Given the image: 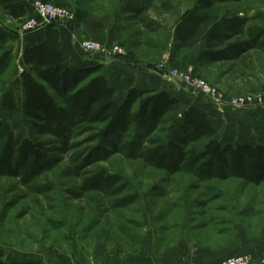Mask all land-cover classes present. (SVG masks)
<instances>
[{
    "label": "rangeland",
    "instance_id": "374dc122",
    "mask_svg": "<svg viewBox=\"0 0 264 264\" xmlns=\"http://www.w3.org/2000/svg\"><path fill=\"white\" fill-rule=\"evenodd\" d=\"M210 1L219 21L236 18L237 25L220 48L205 52L199 43L187 52L189 61L180 72L203 79L226 98L263 94L264 0ZM198 3L124 1L115 21L123 56L128 53L130 60L159 73L175 43L176 23L200 8ZM7 20L18 31L27 18ZM13 50L12 64L0 77V251L5 259L119 264L133 259L140 243L152 247L160 261L184 236L224 239L228 245L231 235L246 236L264 248V172L253 175L226 161L202 159L198 153L209 137H177V113L150 133L134 124L105 141L96 138L99 126L76 119L57 128L9 116L7 97L13 95L19 109L22 103L23 66ZM27 138L43 144L44 158L21 160L19 143Z\"/></svg>",
    "mask_w": 264,
    "mask_h": 264
},
{
    "label": "trees",
    "instance_id": "16d2710c",
    "mask_svg": "<svg viewBox=\"0 0 264 264\" xmlns=\"http://www.w3.org/2000/svg\"><path fill=\"white\" fill-rule=\"evenodd\" d=\"M198 4L200 8L189 11L174 27L175 43L167 59L171 69L186 67L190 58L187 52L199 43L203 44L205 52L220 48L224 43V35L237 25L236 18L219 21L212 1L199 0ZM0 9L13 20L23 19L26 15L24 5L15 0H0ZM43 31L44 40L41 44L22 51L24 67L19 76L22 103L19 109L14 96L7 97L5 107L9 116L20 114L31 125L44 124L57 128H62L68 119H76L78 123L99 126L96 138L105 141L126 133L134 124L150 133L168 114L177 113V137L180 134L209 137L202 152L198 153L202 159L208 158L213 164L226 161L234 170H245L253 175L264 172V145L221 144L204 112L193 107L183 109L178 99L165 92L133 88L124 101L117 105L113 100L115 90L109 87L99 69L73 70L65 67L56 25L49 24ZM7 46L8 38L0 32V77L8 71L13 61L14 50L7 49ZM171 143L172 139L168 144ZM43 147L41 142L23 139L19 143L18 155L23 161L31 157L38 160L44 158ZM170 164L156 166L167 170ZM0 264L29 263L7 260L0 251Z\"/></svg>",
    "mask_w": 264,
    "mask_h": 264
},
{
    "label": "crops",
    "instance_id": "0c3cea01",
    "mask_svg": "<svg viewBox=\"0 0 264 264\" xmlns=\"http://www.w3.org/2000/svg\"><path fill=\"white\" fill-rule=\"evenodd\" d=\"M15 1L24 5L26 9L25 19L35 17L29 3L21 0ZM44 1L71 8L75 13L72 22L56 24L65 67L73 70H83L91 67L99 69L109 87L115 90L113 100L117 105L124 101L128 92L133 88L144 91L165 92L178 99L182 103L183 109L193 107L204 112L208 116L212 128L216 131L221 144L264 145V106L256 105L247 109L217 106L200 96L193 95L180 85L175 86L174 83L165 80L151 65L130 60L127 56L128 53H125L123 57L108 61L88 55L80 49L78 40L85 36L107 46L117 45L119 28L115 21L117 22L120 18L118 17L119 10L126 0ZM6 18L7 16L0 9V32L8 38L7 49L15 48L21 61L24 48L42 43L44 28L20 37L16 35V30L7 24L9 21L6 22ZM203 232L209 233L207 230ZM223 240L216 239L212 241L205 238L193 240L184 236V238H180L176 246L162 253L160 261L154 258L152 247L148 246L143 249V246L139 243L137 254L133 256V259L119 264H219L221 261L233 256H245L253 260H259L264 255V248L249 241L246 236L239 238L231 235L229 245L227 243L223 244L228 240ZM237 242L242 244H234ZM191 243L197 244L192 247ZM142 255L146 258L145 262H143ZM114 262V260H110L109 264H114Z\"/></svg>",
    "mask_w": 264,
    "mask_h": 264
},
{
    "label": "built area",
    "instance_id": "2783aa9c",
    "mask_svg": "<svg viewBox=\"0 0 264 264\" xmlns=\"http://www.w3.org/2000/svg\"><path fill=\"white\" fill-rule=\"evenodd\" d=\"M30 4L35 17H29L22 29L16 31V35L23 37L27 34L45 28L49 24H68L74 20L75 13L72 9L54 5L41 0H21ZM80 49L92 56L104 60H113L123 57L124 51L118 45L107 46L96 40L79 38ZM159 74L165 80L180 85L196 96H200L217 106H228L235 109H247L264 103V93L245 97L226 98L218 89L211 86L199 77H192L191 73H181L179 69L168 68L166 64L160 65ZM219 264H264V258L253 260L245 256L229 257Z\"/></svg>",
    "mask_w": 264,
    "mask_h": 264
}]
</instances>
